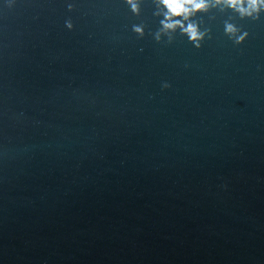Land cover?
<instances>
[{
	"label": "water",
	"instance_id": "obj_1",
	"mask_svg": "<svg viewBox=\"0 0 264 264\" xmlns=\"http://www.w3.org/2000/svg\"><path fill=\"white\" fill-rule=\"evenodd\" d=\"M156 12L0 0V264H264V14Z\"/></svg>",
	"mask_w": 264,
	"mask_h": 264
},
{
	"label": "clouds",
	"instance_id": "obj_2",
	"mask_svg": "<svg viewBox=\"0 0 264 264\" xmlns=\"http://www.w3.org/2000/svg\"><path fill=\"white\" fill-rule=\"evenodd\" d=\"M126 3L134 14H139L141 0H126ZM155 3L157 5L155 15L163 17L155 38L160 40L162 35H166L171 39V33L179 30L196 47L201 46V41L205 39L209 31L201 29L200 22L195 20L199 13H207L211 9L231 10L241 20H258L264 14V0H155ZM71 7L72 5L69 4V8ZM66 26L71 29L73 25L68 21ZM133 31L141 36L144 34L142 25H133ZM224 31L237 44L243 43L248 37L246 30L230 20L225 21Z\"/></svg>",
	"mask_w": 264,
	"mask_h": 264
}]
</instances>
